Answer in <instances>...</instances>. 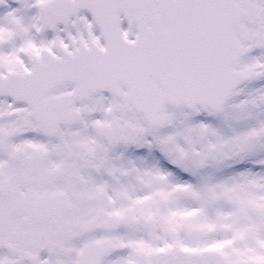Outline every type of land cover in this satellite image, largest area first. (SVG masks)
<instances>
[{
    "label": "snow or ice",
    "instance_id": "6c2138e0",
    "mask_svg": "<svg viewBox=\"0 0 264 264\" xmlns=\"http://www.w3.org/2000/svg\"><path fill=\"white\" fill-rule=\"evenodd\" d=\"M0 264H264V0H0Z\"/></svg>",
    "mask_w": 264,
    "mask_h": 264
}]
</instances>
